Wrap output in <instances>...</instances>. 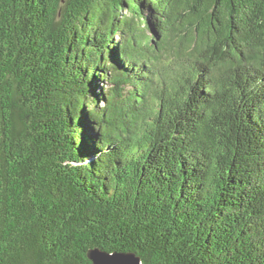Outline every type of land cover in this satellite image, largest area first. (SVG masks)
<instances>
[{"label": "trees", "instance_id": "1", "mask_svg": "<svg viewBox=\"0 0 264 264\" xmlns=\"http://www.w3.org/2000/svg\"><path fill=\"white\" fill-rule=\"evenodd\" d=\"M264 264V0H0V264Z\"/></svg>", "mask_w": 264, "mask_h": 264}, {"label": "water", "instance_id": "2", "mask_svg": "<svg viewBox=\"0 0 264 264\" xmlns=\"http://www.w3.org/2000/svg\"><path fill=\"white\" fill-rule=\"evenodd\" d=\"M92 264H142L141 259L133 253H107L94 249L89 253Z\"/></svg>", "mask_w": 264, "mask_h": 264}]
</instances>
